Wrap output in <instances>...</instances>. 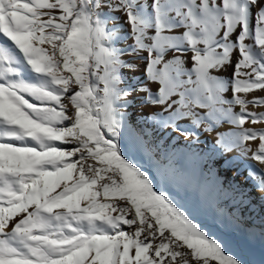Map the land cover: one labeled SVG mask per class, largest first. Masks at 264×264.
Returning a JSON list of instances; mask_svg holds the SVG:
<instances>
[{"label": "snow or ice", "instance_id": "1", "mask_svg": "<svg viewBox=\"0 0 264 264\" xmlns=\"http://www.w3.org/2000/svg\"><path fill=\"white\" fill-rule=\"evenodd\" d=\"M0 36V264H244L125 158L121 69L145 62L162 127L233 125L217 143L264 165V128L245 127L264 123L246 98L264 90V0H0Z\"/></svg>", "mask_w": 264, "mask_h": 264}, {"label": "rangeland", "instance_id": "2", "mask_svg": "<svg viewBox=\"0 0 264 264\" xmlns=\"http://www.w3.org/2000/svg\"><path fill=\"white\" fill-rule=\"evenodd\" d=\"M143 2L151 4L152 0ZM147 10L150 11V8ZM111 15L117 17L116 23L120 25L121 31L120 42L116 46L128 48L133 40L126 34L128 25L124 23L125 17L120 12ZM108 26H112V21H109ZM181 32L182 30H178L172 34ZM2 39L0 36V40ZM139 55L146 56L147 53L141 52ZM122 59L132 65L121 69L123 80L120 87L132 89L130 95L122 99L120 107L123 125L121 146L125 158L149 175L155 190L167 196L210 236L224 242L226 251L240 256L244 264H264V242L259 235L264 227L262 216H254V226L242 220L243 214L252 217L247 212L249 199L236 193V188L240 185L239 177H242L246 182L243 185L249 187L251 196L258 199L255 185L258 186L261 173L251 169V154L245 156L238 149L226 151L223 145L217 143L220 133L235 130L234 126L221 124L209 133L203 130L206 125L197 128L186 118L178 123L188 134L162 127L160 121L153 118V113L158 109L144 104L141 99L145 93L140 89L158 90V85L146 79L145 62L132 54L124 55ZM190 66V63L186 65ZM232 72L233 68L228 67L221 75L229 78ZM25 76L33 79L30 72H26ZM247 95L246 98L249 99ZM226 96L231 98V91ZM234 110L239 112V106H235ZM247 110L264 112V106L249 104ZM198 111L203 115V110ZM134 117L137 122L133 120ZM245 127L261 129L264 128V123L253 125L248 122ZM62 146L68 149L73 147L70 144ZM233 173L235 177L232 176ZM229 179L233 181L231 187L226 186ZM124 227L128 230L126 225ZM246 232L256 233L255 238L249 240Z\"/></svg>", "mask_w": 264, "mask_h": 264}, {"label": "bare ground", "instance_id": "3", "mask_svg": "<svg viewBox=\"0 0 264 264\" xmlns=\"http://www.w3.org/2000/svg\"><path fill=\"white\" fill-rule=\"evenodd\" d=\"M247 97L249 99H253L256 97H264V90H257L251 93H248ZM259 110V109H258ZM133 116V115H132ZM135 116V115H134ZM135 122H137L136 118L133 119ZM259 141H251L250 147L253 149V151L256 150L258 147ZM251 154V153H249ZM252 156V154H251ZM250 163L252 164L251 169L257 172H264V165L260 164L259 162L253 160L252 158H249ZM232 176H236L235 173L232 174ZM240 185L236 188V193H239L240 195L243 194L245 197H248L249 201L247 203V212L252 215V217H248L246 214H243V219L247 221L251 226H254L255 223V217H261L262 221L264 223V189L259 188L257 185H255V193L258 199L253 198L250 194L249 187L247 185H243L246 183L242 177H239ZM233 185V181L229 179V182L226 183V186L231 187ZM249 185H251L249 183ZM237 203V202H236ZM235 215H238L235 213ZM241 215V214H240Z\"/></svg>", "mask_w": 264, "mask_h": 264}]
</instances>
